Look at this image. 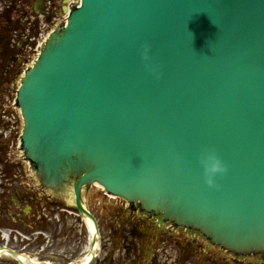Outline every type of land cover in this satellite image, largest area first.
<instances>
[{
    "label": "water",
    "instance_id": "obj_1",
    "mask_svg": "<svg viewBox=\"0 0 264 264\" xmlns=\"http://www.w3.org/2000/svg\"><path fill=\"white\" fill-rule=\"evenodd\" d=\"M81 5L22 81L33 158L84 168L78 197L97 179L225 242L264 243V0ZM207 150L227 166L215 186Z\"/></svg>",
    "mask_w": 264,
    "mask_h": 264
},
{
    "label": "flooded vegetation",
    "instance_id": "obj_2",
    "mask_svg": "<svg viewBox=\"0 0 264 264\" xmlns=\"http://www.w3.org/2000/svg\"><path fill=\"white\" fill-rule=\"evenodd\" d=\"M40 190L0 182V264H81L89 235L75 196L67 200ZM93 198L87 204L101 227L102 250L92 264H194L201 258L234 264L211 256L201 243L163 231L122 201L107 205Z\"/></svg>",
    "mask_w": 264,
    "mask_h": 264
},
{
    "label": "rangeland",
    "instance_id": "obj_3",
    "mask_svg": "<svg viewBox=\"0 0 264 264\" xmlns=\"http://www.w3.org/2000/svg\"><path fill=\"white\" fill-rule=\"evenodd\" d=\"M60 20L57 21V25L56 28L59 27V24L61 26H63L65 24V19L64 18H59ZM51 32H55L54 28H51L50 30ZM50 32V33H51ZM52 34V33H51ZM37 58V54L36 55H31L30 58H26L24 65L20 66L19 68V72H18V76L17 79L14 83H12V99L14 97H17V90L18 87L20 85L21 79L25 73V71H27V68L32 64V61ZM1 91H3V89H1ZM10 92L5 94V96L3 95V97H1L2 101V105H3V109H8L11 113H12V120L15 122H18L17 119H14V111L17 109V107L14 105V101L11 99V96H9ZM11 95V94H10ZM20 122L22 123L21 119ZM19 122V124H20ZM17 125V129H15V132L13 133V136L15 138H18L19 141V137L21 136L20 132L22 130L21 125L19 126L18 123H16ZM23 131V130H22ZM17 132V133H16ZM13 137V138H14ZM14 157L16 158V162H18V177L19 180L25 183H30V184H38L39 182H41V180L39 179V174L38 172L34 171L29 165H27L25 162L22 163L21 161L23 160V156H22V151H20L19 149H17L16 151L14 150ZM71 187L73 186H66L65 188V194H68L71 190ZM85 195V199H89L90 196L93 197H98V199H101V195H103V192L101 189H99V187H93V188H88L87 190H85L84 192ZM96 199V198H95ZM98 202V200H95ZM96 208H99V204L97 205Z\"/></svg>",
    "mask_w": 264,
    "mask_h": 264
},
{
    "label": "clouds",
    "instance_id": "obj_4",
    "mask_svg": "<svg viewBox=\"0 0 264 264\" xmlns=\"http://www.w3.org/2000/svg\"><path fill=\"white\" fill-rule=\"evenodd\" d=\"M150 51V46L146 45L143 52L145 61L150 60ZM201 162L204 165L206 182L209 186H215L217 176L227 172V166L214 150H207Z\"/></svg>",
    "mask_w": 264,
    "mask_h": 264
},
{
    "label": "bare ground",
    "instance_id": "obj_5",
    "mask_svg": "<svg viewBox=\"0 0 264 264\" xmlns=\"http://www.w3.org/2000/svg\"><path fill=\"white\" fill-rule=\"evenodd\" d=\"M22 81H23V80H22ZM21 84H22V83H20V85H19V88H20L19 91H21ZM95 182H96V184H97L98 186H100L101 188H103L102 185H99V182H97V181H95ZM88 227H89L90 232H93V231H94L93 224L91 223L90 220L88 221Z\"/></svg>",
    "mask_w": 264,
    "mask_h": 264
}]
</instances>
